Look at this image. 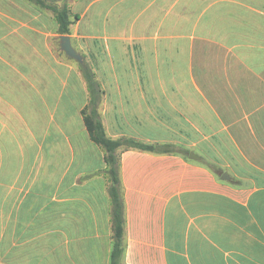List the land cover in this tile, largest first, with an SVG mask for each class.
Wrapping results in <instances>:
<instances>
[{
  "label": "crops",
  "instance_id": "1",
  "mask_svg": "<svg viewBox=\"0 0 264 264\" xmlns=\"http://www.w3.org/2000/svg\"><path fill=\"white\" fill-rule=\"evenodd\" d=\"M81 63L109 138L172 149L117 150L120 264H264V0H0V264L111 263Z\"/></svg>",
  "mask_w": 264,
  "mask_h": 264
},
{
  "label": "trees",
  "instance_id": "2",
  "mask_svg": "<svg viewBox=\"0 0 264 264\" xmlns=\"http://www.w3.org/2000/svg\"><path fill=\"white\" fill-rule=\"evenodd\" d=\"M52 8L59 23L60 33L68 34L70 20L68 19L67 7L63 6L62 8H58L54 6ZM80 66L90 89L89 104L82 112L84 123L90 138L95 143L103 147L105 151L106 173L110 181L109 193L112 203V224L114 231V242L112 245L110 264H120V259L123 253L122 234L124 217L117 150L119 148H135L151 152H170L172 149L169 144L159 145L145 143L130 137H122L117 139L109 138L104 131L97 112L100 91L96 89L94 74L86 63H81Z\"/></svg>",
  "mask_w": 264,
  "mask_h": 264
},
{
  "label": "water",
  "instance_id": "3",
  "mask_svg": "<svg viewBox=\"0 0 264 264\" xmlns=\"http://www.w3.org/2000/svg\"><path fill=\"white\" fill-rule=\"evenodd\" d=\"M60 46H61V50H63L66 55H68L69 57H72L74 59H76L79 62H82V57L80 54H78L74 48L71 45V41H70V37L68 35H61L60 36ZM189 157L192 159H198L199 157L194 154V153H190Z\"/></svg>",
  "mask_w": 264,
  "mask_h": 264
}]
</instances>
